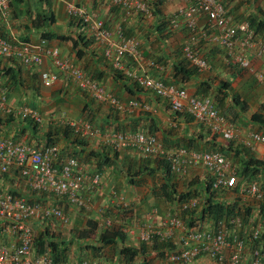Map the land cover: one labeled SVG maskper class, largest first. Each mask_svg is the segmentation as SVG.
Wrapping results in <instances>:
<instances>
[{
	"label": "built area",
	"instance_id": "1",
	"mask_svg": "<svg viewBox=\"0 0 264 264\" xmlns=\"http://www.w3.org/2000/svg\"><path fill=\"white\" fill-rule=\"evenodd\" d=\"M9 1L0 0V17L7 23H11ZM110 2L122 5L129 15L132 11L148 10L144 0ZM65 4L69 15L89 24L93 37L102 44L106 58L115 68L129 72L126 68L127 58L146 62L139 52L136 38L125 36L118 25L115 29L106 27L105 20L100 16V6L94 5V8L89 9L72 0ZM178 11L192 28L199 24L200 15H206L210 38L226 50L228 63L239 64L242 69L254 73L264 84V70L258 71L254 65L255 60L264 62V36H257L248 21L234 22L222 0H184L179 4ZM174 25H179L178 19ZM15 33L11 32L9 37L0 36V58H12L25 67L39 68L40 80L45 87H52L65 78L118 111L151 109L150 105L142 101L134 100L125 104L117 100L102 83L87 74L73 54L64 55L58 45L51 44L45 38L39 41L23 40ZM202 36L206 37V31ZM196 42V35H191L190 41L183 47L184 55L199 71H207L210 64L204 54L195 48ZM47 63L49 67L45 66ZM150 65L155 63L150 61ZM136 79L140 85L167 100L173 112H187L223 138L242 139L253 150L264 147L263 132L251 131L246 137H239L238 125L220 112L212 97L196 96L187 88L166 83L149 72L136 76ZM0 108L11 110L8 89L1 81ZM24 113L37 121L42 120L37 111L31 112L28 107L24 108ZM67 123L81 136L102 137L114 149L132 148L145 157L163 158L177 176H187L192 170L202 168L208 174L212 190L217 193L233 191L238 185L234 165L221 152L191 150L183 146L167 148L156 134L144 130L130 132L109 129L103 132L83 119H69ZM261 156L264 158V151ZM0 175H13L17 182L15 184L25 182L31 192L41 198L29 199L23 193L11 190L10 185L0 187V264H58L49 254L38 252L37 246L39 229L43 228L44 223L45 227L64 228L72 222L64 207L51 200L52 196L65 200V203L77 209L91 211L95 196L102 194L106 186L113 199L116 195L115 189L105 183L103 172L90 170L85 162L75 156H61L58 144L36 146L22 139L0 135ZM241 193L260 199L264 191L258 183L250 182L242 188ZM200 204V198L195 196L178 200L172 209L197 210ZM127 205L124 203V206ZM161 218L156 207L148 210L141 219L143 225L137 237L149 240L155 235L173 241L175 248L167 253L168 264H196L202 257H208L216 264H264V222L259 212L247 218L237 213L216 224L197 223L194 226H189L175 211ZM110 224L111 220L106 218V225ZM123 231L129 235L136 234V229L128 225ZM64 264L107 263L84 259Z\"/></svg>",
	"mask_w": 264,
	"mask_h": 264
},
{
	"label": "trees",
	"instance_id": "2",
	"mask_svg": "<svg viewBox=\"0 0 264 264\" xmlns=\"http://www.w3.org/2000/svg\"><path fill=\"white\" fill-rule=\"evenodd\" d=\"M66 1L71 0H62V2H64L65 11L67 12ZM87 2V5L90 4V6L86 5L89 9L94 8V5L107 8L104 17L101 16L100 13L101 18L105 20L106 27L115 29L118 25L122 27L125 36L136 38L139 52L146 62H135L131 58H127L126 68L129 69V72H127L125 69L115 68L112 62L106 58L103 49L102 60H105V63L109 64L111 67L109 74L113 77L112 82H109L105 78L104 72H99L96 69L90 68L91 66L89 63L83 64L81 62L94 46L98 45L103 47L102 44L97 42L93 37L88 23L83 22V20L78 17L69 15L67 12L73 26H71L73 29L70 30L69 35L48 30L51 25L57 22V16L54 11L51 10L52 0H10L11 29L17 25L16 22H19L25 31H38L41 38H45L49 42L54 39L71 41L73 49L72 54L81 67L89 76L94 78L97 82L102 83L117 100L125 104L134 100L145 102L140 99L143 94L151 93V95L157 96L151 89L143 87L138 83L136 76L144 72H149L153 76L162 78L166 83L176 84L184 88H186L185 85L189 81L201 76V71L187 59L183 52V47L190 41L191 35L194 34L197 38L195 48L198 49L201 54H204V58H206L210 64V69H212L213 62L218 55L221 54L222 60L232 69L235 75L242 76L246 71L242 69L239 64L228 63V54L226 50L211 40V31L207 30L208 17L206 15H200L198 19L199 24H197L195 28H192L186 24L184 18L179 14L178 6L177 9L175 6L174 9L165 13L163 12V6L171 1L144 0L148 10L132 11L130 15L126 13L122 5L112 4L110 0H88ZM222 2L227 13L234 18V22L237 23L246 20L250 23L257 36H264V0H222ZM76 3L84 5L85 2L83 3L80 0L79 2L76 1ZM153 17L154 22H150ZM133 19H139L141 22H149L147 23L148 27L145 29L143 25L140 26L141 22L135 26L134 22L131 23ZM176 19L179 20V25L177 27L174 25ZM202 19H204V25L200 24V20ZM3 23L10 24L7 22ZM150 26L156 29L155 35L149 32ZM204 31H206V37L202 36ZM176 33L178 36H182L179 37L177 39V41H179L171 47V44L170 46L168 44V39ZM1 34L0 36L9 37L11 33L8 31L7 33ZM19 38L29 40L28 36L22 37L21 34ZM166 53H168V56H166ZM174 54L176 59L174 58L175 60L171 62L168 74L167 70H165L168 64L167 61L171 56L174 57ZM13 61H15V59L0 58V81L8 89V102L11 108L10 111L0 108V135L10 136L17 140L22 139L36 146L60 145L61 143V156H75L85 162L89 169L88 158L96 160L95 165L100 168V170L97 169L98 171L103 172L107 169H111L114 173H118L119 175L124 173L127 177V183L131 186L145 184L146 181L148 182L149 178H151L154 185H156L157 181L160 182L159 175L156 174L153 167H150V159H154L153 157L140 155L132 148H126L121 152L119 149H114V147L106 145L107 143H104L99 136H81L67 123L69 119H83L99 127L103 132L109 129L135 132L143 130L141 125L146 121L143 119L142 122H140L139 118L148 117L146 116L148 113H143L145 114L143 116L139 115V117H133L137 115V113L134 112L139 110L132 112L118 111L108 103L96 99L87 91L77 88L71 81L63 78L59 82L62 83V86L60 84L58 88L53 90L54 93L57 92L56 97H54V94L49 100V103H55L56 107L46 112L53 120L44 125L45 118H43V116L45 117L46 113L39 109V98L42 97L43 94L39 92L38 86L36 87L38 92L37 96H30V94H27V98L19 103L21 104L20 108L15 109L11 104V99L15 98V95H17L18 98L21 97V95L16 94V92L24 87L21 75L22 67H25L20 63H17V66L13 65ZM150 61L155 63V65H150ZM257 80L259 81L258 78ZM213 82L212 80H203L200 84L201 89L192 94L196 96L212 97L220 112L236 123V121L241 118V112H245L249 109L250 101L247 99L248 91L245 89L240 91L235 90L232 87V80H227L225 78L217 79L216 82H219L217 85L213 84ZM248 95L249 98L252 96L251 93ZM160 98L161 97L157 96L158 100H160ZM165 101L167 102V100ZM78 103L82 104V108H80ZM167 104L169 105L168 102ZM25 107H28L31 112L37 111L41 115L42 120L37 121L29 114L25 115ZM102 113H104L103 116H101ZM173 113L174 115L180 113L185 116L189 115L194 119L193 116L187 112ZM55 115H57L58 118L55 117ZM104 115H106V117H104ZM123 115L130 119L128 120L130 121L129 127L123 125L124 119L121 118ZM134 119H136L135 122L137 123L135 125H133L131 121ZM153 120L154 119L151 118L150 122L153 123ZM251 120L256 124L264 126V100L260 103L258 110L252 114ZM154 131L151 133L157 135L159 129L156 127ZM218 136L221 135L213 132L206 124L200 123V130L191 137H179L177 139H170L167 135L166 137H158L165 146L168 145L166 146L167 148L169 146L171 148L183 146L191 150L218 151L223 153L234 165L239 179L237 187L233 190L237 192V196L234 199L229 200V198L220 196L221 194L212 190L211 182L206 176L208 175L207 173H205L204 176H200L202 180L196 177L197 179L190 181L185 189L176 193V188L172 186L173 184L171 183L169 175L174 173L170 170L168 162L163 158L155 159L159 161V164L164 169L163 176L167 179L163 187L160 184L156 187H160L163 194L166 192L169 196H173L175 200L174 204L178 200L200 195L201 204L197 210L172 209V211H175L177 215L183 218L189 226H194L197 223L203 225L211 223L216 224L222 219L228 220L237 213L243 214L245 218H247L251 214L259 212L264 222V194L262 198L251 201L247 199V197H243L241 193L242 188L250 182L258 183L264 191V158L258 155V150L251 149L239 139L228 140L221 137L225 139V142L219 143L217 141ZM92 142L100 149H98V147H93ZM124 153L129 154L125 157V155L122 156ZM85 156H88V158H85ZM0 178H3L4 181L9 180L13 185L14 178L12 176L2 175ZM112 189L116 191V195H114L113 199V203L116 207L113 205L110 207V204L106 205L105 203L104 206L100 208V214L96 213L97 211L99 212V210L86 211L85 214L87 218L85 226L79 231L76 237L66 239L65 237L56 235L51 231L49 226L43 227L41 230L39 229L37 238L38 252L49 254L58 264L77 263L84 259H97L107 264H135L136 260L141 258L145 260V264H149L147 260H149L148 258L152 257L153 254H156V258H161L162 264H168L166 261L167 253L175 248L174 242L155 235L149 240H141L137 237L140 227H135V223L136 217L140 216V214L135 212L133 204L125 206L124 210V200L119 189L115 186L112 187ZM11 190L19 194L23 193L22 195L30 194L27 191L15 189L14 187H11ZM106 191H108V188ZM105 192L95 196V198L99 197L96 203H100V197ZM175 193L177 194L176 196H174ZM27 197L29 199H41L35 193ZM106 197L109 200L113 198L110 194L106 195ZM154 207L159 209L160 215L164 213L155 205L149 207V210ZM128 211H131L130 214H124L126 215L124 216L123 213ZM106 218L111 220L110 225H106ZM142 223L143 221H141V226ZM101 224L103 225L102 230L100 229L102 226ZM127 225L136 229V234L129 235L124 232L123 228ZM132 238L137 239L138 243L136 245L132 244ZM73 245H77L81 252H74L72 250ZM117 248L119 249L117 250ZM106 250H112V252L110 251L107 253ZM77 252H79L80 255H78ZM72 253L74 255H72ZM72 256L76 257L75 262L71 259ZM152 263L153 258L150 264Z\"/></svg>",
	"mask_w": 264,
	"mask_h": 264
},
{
	"label": "crops",
	"instance_id": "3",
	"mask_svg": "<svg viewBox=\"0 0 264 264\" xmlns=\"http://www.w3.org/2000/svg\"><path fill=\"white\" fill-rule=\"evenodd\" d=\"M88 0H81V2H85L84 5H87ZM184 0H174L171 2L166 3L162 10L163 12H168L172 9L175 8L177 9V6H179V4L183 3ZM87 6H90L87 5ZM54 11V13L57 16V22L54 25H51V27L48 29L50 31H57L59 34H64V35H69V32L72 26V21L69 18V15L67 14V12L65 11V9H63L60 6V3H58V1L56 0H52V9ZM107 12V8H102L101 7V16H105V13ZM204 19L200 20V24L204 25ZM154 22V17L151 19L150 22ZM3 19L0 17V35H2L1 33H7L8 31L13 32L15 34H17L18 36L21 34L22 37H27L30 41H39L41 38V35L38 31H25L23 29V26H21V24L19 22H16V26L11 29V23L5 24L3 23ZM136 25H138L139 22H141L139 19H133L131 20V23H133ZM24 23V22H23ZM149 22L144 21L141 22L140 26H144V28L146 29L148 26ZM3 25V26H2ZM73 27V26H72ZM10 28V29H9ZM16 30V31H15ZM15 31V32H14ZM146 32V30H145ZM149 32L151 34L156 33V29L153 26H150V30ZM143 34V33H141ZM179 38V36L177 35V33L175 35H173L171 38L168 39V44L171 47L174 46V44H176L178 41L177 39ZM176 39V40H175ZM53 45H58L61 48V51L64 55H71L72 54V44L71 41H64V40H59V39H54L50 42ZM91 51L88 52V54L81 60V62L83 64H90V68L92 69H96L99 72H104L105 74V78L109 81L112 82L113 77L109 74L110 72V66L109 64L105 63V60H102V54H103V47H100L98 45L94 46V48L90 49ZM162 53V52H161ZM166 56H168V53H166ZM171 56L169 58V60L167 61V67L165 68V70H167V73L169 74V70L171 67V62H173L176 57L174 54V57ZM175 58V59H174ZM17 63L19 64L18 61H13L12 64L17 66ZM49 63V62H48ZM48 63L45 65L46 67H49ZM81 63V64H82ZM255 68L258 71H263L264 70V62H262L261 60H255L254 62ZM23 66V65H22ZM22 81L24 83V87L20 88V90L18 92H16V94H20L21 97L18 98L17 95H15V98L11 99V104L13 106V108L17 109L21 107V103L22 101H24L27 98V94H30V96H37L38 92L36 87H39V92H41L43 94L42 97L39 98L38 102H39V109L46 113V111H50L51 109H54L55 103H49V100L51 99V97L54 95V97H56L57 92L54 93L53 91H49L47 87H45L40 80V69L36 68V67H32V68H28V67H22ZM227 79V80H232V87L235 90H246L248 91V94L251 93L252 98L259 97V93L262 91H264V85L257 80V77L254 73L251 72H246L245 74L242 76H237L234 74V72H232V69H230L229 66H227L224 62V60H222V56L221 54L218 55V57L216 58V60L213 62V67L210 70L207 71H201V76L200 77H196L193 80L189 81L185 87L189 90L190 93H195L196 91H199L200 88V84L202 83L203 80H212L214 81L213 84L219 83L216 82L217 79ZM62 86V83H59ZM58 85V83L56 84ZM55 86V85H54ZM53 87V86H52ZM44 90H48L47 92H44ZM59 93V92H58ZM258 94V95H256ZM22 98V99H21ZM76 98V97H75ZM21 99V100H20ZM78 99V98H77ZM140 99H142L143 101L147 102L148 105H150V110L149 111H136L134 113H137V115L133 116V117H139V115L143 116L145 114L143 113H148L146 116L148 117H142L139 118L140 122H142V120L144 119L146 122H143V125H141V128L144 131H149L152 132L154 131V128L157 127V129H159V131L157 132V135L159 137H169L170 139H177L179 137H191L192 135H195L196 133H198V131L200 130V123L197 122L196 120L192 119L191 116L189 115H184V114H175L173 113V111L171 110V108L169 107V105L167 104V102L163 99L160 98V100L157 99V96L155 95H151V93H147V94H143L141 95ZM250 99V98H249ZM79 100V99H78ZM80 101V100H79ZM78 101V102H79ZM81 102V101H80ZM80 105V108H82V104L78 103ZM255 104H259L258 107H256L255 105L253 106V104L250 102L249 104V109L245 112H241V118L238 119L236 121L238 128H239V137H246L248 135L249 132L251 131H259V132H263L264 133V126H261L259 124L254 123L251 120V116L254 112H256L258 110V108L260 107V103H255ZM74 107V106H73ZM79 108V109H80ZM106 111V110H104ZM108 113V112H107ZM105 113V114H107ZM104 113H102L101 116H103ZM104 117H106V115H104ZM43 118H46L43 116ZM122 119H124V126H130V119L126 118L125 115L121 116ZM151 118H153L154 122L151 123L150 120ZM137 119V118H136ZM131 120L133 122V125L137 124L135 122V120ZM155 132V131H154ZM165 134V136H164ZM222 136H218L217 141L219 143H224L225 139L221 138ZM100 139L103 140V142L105 143L104 139L102 137H99ZM240 141H242V139H240ZM108 145V144H106ZM92 146L93 147H98L96 144H94L92 142ZM168 146V145H166ZM168 148H171L170 146ZM98 149H100L98 147ZM121 152L124 151L125 149H120ZM264 151V147H260L258 148V155L260 156L261 154H263ZM127 154L129 153H124L122 154V156L125 155V157L127 156ZM88 158V156H85ZM121 157V156H120ZM88 164L90 166V169L93 170H97L100 168L97 167L95 165V161L92 160L91 158H88ZM150 167H153L155 169V172L157 175H159V179L160 182H156V185H154L152 183L151 178L148 179V182L146 181L145 184L142 185H136V186H131L127 183V177L126 175L123 173L121 175H119L118 173H114L111 169H107L104 172L105 175V183L112 185L110 187H116L119 189L120 194L123 197V202L125 204H133L134 207H136V212H138V209H142V211H144L145 209H147V211L149 210L148 207L151 206H157L161 209V211H163L164 213H162L160 215V219H162L161 217H163V215L167 214V213H172V205L174 204V199L173 196H169V194H167L166 192L163 194L162 193V189H160V187H156L157 185H161L163 187L165 180L167 178H165V176H163V171L164 169L161 167V165L159 164V161H157L155 158L154 159H150ZM170 178H171V183L173 184L172 186H174V188H176V193L180 192L181 190H183L182 188L179 187V177L175 174H169ZM7 176V175H6ZM9 176V175H8ZM1 177V176H0ZM13 177V175H12ZM164 177V178H163ZM200 180H202V177H199ZM0 187H2V185H4L5 187L10 185L11 187H14L15 189H19L22 191H26L25 189H22L21 187H19L21 184H15L17 183L14 179L13 181V185L11 184V182L9 181H4L3 178H0ZM27 187V185H26ZM108 186H106V188L104 189V192L106 191ZM112 189V188H111ZM185 189V188H184ZM174 194V196H176L177 194ZM26 196L30 195V194H25ZM106 200V198H105ZM113 205V203H112ZM114 206V205H113ZM122 206V205H121ZM139 214V213H138ZM142 214V216L144 215V213H140V215ZM159 220V218L157 219ZM156 220V222H157ZM160 221V220H159ZM138 235V234H137ZM133 237V236H132ZM133 239V243L134 245H136L138 243L137 239L132 238ZM155 253V252H153ZM247 257H249V255L247 254ZM153 258V263L152 264H162L161 258L157 257L156 258V254H153L152 257L148 258L149 260H147V263H151V260ZM136 263L139 264H145V260L144 259H137ZM196 264H216V262L208 257H202L200 259H198Z\"/></svg>",
	"mask_w": 264,
	"mask_h": 264
},
{
	"label": "rangeland",
	"instance_id": "4",
	"mask_svg": "<svg viewBox=\"0 0 264 264\" xmlns=\"http://www.w3.org/2000/svg\"><path fill=\"white\" fill-rule=\"evenodd\" d=\"M58 1V3H60V6L65 9V6H64V2H62V0H56ZM72 1H77L79 2L80 0H72ZM182 35H179V37H181ZM245 74V73H244ZM60 86V84L58 85H55L53 87H47L49 91H53L54 89L58 88ZM48 90H44V92H47ZM258 95V94H256ZM247 99H249V95L247 94ZM264 100V91L260 92L259 93V97L258 98H252V96L250 97L249 101L253 104V106L255 105L256 107H258L259 104H255V103H261L262 101ZM48 111V110H47ZM46 111V112H47ZM49 114L46 113V118L44 119V125L47 124V123H50L51 120H53V118L51 119L50 116H48ZM48 116V117H47ZM70 116V115H68ZM55 117L58 118L57 115H55ZM72 117V116H71ZM60 148H61V143H60ZM83 157V156H82ZM87 158V157H85ZM95 163H96V160H94ZM206 173V171L202 168H197V169H194L191 171V173L187 176H183V177H179V187L184 189L187 187L188 183H190V181L194 180V179H197L196 177H200V176H204V174ZM2 176V175H1ZM208 177V175H206ZM1 181V180H0ZM3 182V181H1ZM9 182V181H8ZM1 185V184H0ZM14 186V185H13ZM21 187L22 189H25L28 193L32 194L31 192V189L29 188V186L26 187V183L25 182H22L21 185L19 186ZM110 194V190L109 191H106L101 197H100V203H96V200L97 198L99 199V197L97 198H94L95 202H94V208L93 210L96 211V210H99V212L97 211L96 213L100 214V211H101V207L104 206V204L106 203V205H109L111 207L112 203H113V198H111V200L107 199L106 195H109ZM221 194L220 196H223L225 198H229V200H232L234 199L236 196H237V192L235 191H225V192H221L219 193ZM240 195V194H239ZM238 195V196H239ZM241 196V195H240ZM197 197H200V195H197ZM243 197H246L243 195ZM106 198V200H105ZM247 199L251 200V201H256V199L254 197H250V196H247ZM51 200H55L56 203L62 205L64 207V210L66 211V213L68 215H70L71 217V224L68 226V227H53V226H49L51 231L54 232L56 235H59L61 237H65L66 239H69L71 237H76L79 233V231L85 226V223H86V211L85 210H82V209H77L76 207H72L70 206L69 204L65 203V200H60L59 198L57 197H54L52 196L51 197ZM103 201V203H102ZM111 201V202H110ZM114 205V203H113ZM116 207V205H114ZM125 208V206L123 207V209ZM136 208V207H135ZM149 208V207H148ZM114 209V208H113ZM125 210V209H124ZM131 211H128V212H125L123 213L124 214H130ZM135 212H136V209H135ZM147 212V209H145L144 211H142V209H138V212L136 213H146ZM126 216V215H124ZM142 214L140 216H137L136 217V223H135V227H142L141 226V219H142ZM134 219V218H132ZM102 225V224H101ZM143 225V223H142ZM46 224L44 223V225L42 227H45ZM42 229V228H41ZM40 229V230H41ZM101 230L103 229V225L101 226L100 228ZM119 248H117L118 250ZM72 250L75 252V251H80L79 247L77 245H73L72 247ZM112 252V250H106V252ZM77 252L78 255H80V253ZM90 254V253H89ZM72 255H74L72 253ZM110 257V256H109ZM71 259L75 262L76 261V257L75 256H72ZM135 264H139V263H135Z\"/></svg>",
	"mask_w": 264,
	"mask_h": 264
}]
</instances>
